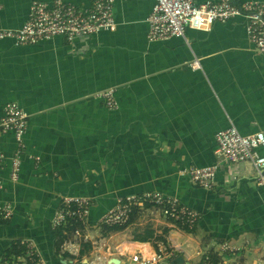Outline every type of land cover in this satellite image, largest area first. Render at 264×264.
Instances as JSON below:
<instances>
[{"label":"crops","instance_id":"obj_1","mask_svg":"<svg viewBox=\"0 0 264 264\" xmlns=\"http://www.w3.org/2000/svg\"><path fill=\"white\" fill-rule=\"evenodd\" d=\"M32 1L54 0H0V30L19 28ZM61 1L87 9L93 0ZM152 4L114 0L115 30L72 46L61 37L25 47L0 41V116L10 102L27 115L16 182L9 180L13 136L0 135V205L11 204L9 219H0V264L9 250H19L18 241L31 243L42 264H84L86 256L78 258L82 240L62 246L73 260L53 252L50 222L66 197L90 200L83 243L102 237L112 252L127 253L174 248L186 264L208 257L205 251L217 264H264V188L252 165H220L210 189L178 175L215 163L218 132L264 129V51L249 42L241 18L148 42ZM106 89L114 91V111L94 98ZM260 153L264 157V149ZM155 192L198 215L189 236L156 218L152 208L139 211L121 232L100 234L99 220L117 200ZM149 234L150 242L135 241ZM222 247L239 251L226 256Z\"/></svg>","mask_w":264,"mask_h":264},{"label":"built area","instance_id":"obj_2","mask_svg":"<svg viewBox=\"0 0 264 264\" xmlns=\"http://www.w3.org/2000/svg\"><path fill=\"white\" fill-rule=\"evenodd\" d=\"M114 0H93L87 9H79L61 0H54L50 5L32 1L28 7L24 23L14 30H0V41L10 40L13 46L25 47L38 42L49 41L61 37L69 46L74 40L84 41L92 35L102 32H113L116 28L112 18ZM234 18L244 21V30L249 42L259 51H264V2L235 3L233 0H219L196 5L194 0H153L152 7L146 18L148 42L163 41L171 38H182L186 28L206 31L214 23H225ZM191 68H197L193 61ZM109 110H116L113 89H106L94 95ZM27 128V115L17 104L6 103L0 116V135L10 132L13 136L15 149L9 158V180L16 182L24 151L23 136ZM215 163L211 166L182 170L180 176L188 177L192 184L203 189H210L215 184L216 168L220 165L247 162L252 165L256 174V184L264 188V129L251 135H239L232 127L220 131L215 136ZM2 155L0 153V160ZM61 207L55 212L50 226L52 229L67 225L84 224L90 206L86 198H63ZM152 208L156 218L167 222L176 233L189 236L198 219V215L185 209L175 197H167L160 193H143L116 201L99 220L100 227H122L126 225L134 210ZM11 215V205L5 202L0 205V219L6 221ZM73 241L64 244L72 246L78 240L88 242L85 235L74 231ZM264 243V231L261 235ZM76 244V245H77ZM91 251L86 255L87 264H107L110 259L118 264H162L175 259L176 250L168 248L164 251L147 252L137 250L133 253L116 249L112 252L106 241L99 237L91 241ZM12 257H4L1 264H42L39 253L31 243L20 241ZM221 252L232 254L239 250L222 247ZM68 252V251H67ZM71 253V252H68ZM112 254H116L112 256ZM195 256H199L195 253ZM202 257V256H200ZM182 264H186L184 261ZM200 264H212L208 257L203 256Z\"/></svg>","mask_w":264,"mask_h":264},{"label":"trees","instance_id":"obj_3","mask_svg":"<svg viewBox=\"0 0 264 264\" xmlns=\"http://www.w3.org/2000/svg\"><path fill=\"white\" fill-rule=\"evenodd\" d=\"M138 215L139 214H138L137 210H134L126 225L119 227V228H116V227H111V228L100 227V234L105 235L106 233H109V232H121L129 224L135 222V220H137L139 217ZM83 229H84L83 226H81L79 224L67 225L64 227H59V228L54 229V232H53V252H54V255L56 257H60L63 260H73V258H74L73 256H71L70 254H68L66 252H62V246L65 243V241L67 240V238L70 235H72L75 230H78L81 233V231H83ZM144 233H146V231H144ZM161 234H166V232L162 231ZM153 236H154L153 234H149L148 236H145V237H139V238L135 239V241L150 242L151 240H153V238H154ZM16 250L17 249H14V252ZM8 257H12V256L8 255ZM208 258L212 264H217L216 261L211 258V256H208Z\"/></svg>","mask_w":264,"mask_h":264},{"label":"bare ground","instance_id":"obj_4","mask_svg":"<svg viewBox=\"0 0 264 264\" xmlns=\"http://www.w3.org/2000/svg\"><path fill=\"white\" fill-rule=\"evenodd\" d=\"M156 242H159V241H156ZM129 247H133V248H136V247H139V245H135V244H128ZM144 247V246H142ZM90 249H91V246L89 243H83L81 242L79 244V249H78V258H84L86 255H88L90 253Z\"/></svg>","mask_w":264,"mask_h":264},{"label":"water","instance_id":"obj_5","mask_svg":"<svg viewBox=\"0 0 264 264\" xmlns=\"http://www.w3.org/2000/svg\"><path fill=\"white\" fill-rule=\"evenodd\" d=\"M83 263L86 264V261L84 260ZM107 264H118V261L117 260H114V259H110ZM170 264H182V260H181L180 257H177V258L173 259L170 262Z\"/></svg>","mask_w":264,"mask_h":264},{"label":"rangeland","instance_id":"obj_6","mask_svg":"<svg viewBox=\"0 0 264 264\" xmlns=\"http://www.w3.org/2000/svg\"><path fill=\"white\" fill-rule=\"evenodd\" d=\"M10 205H11V204H10ZM138 216H140V215H138ZM141 218H143V217H141ZM19 242H20V241H18L16 244L18 245ZM34 248H35V247H34ZM35 250H36V249H35ZM219 252H220L221 254H225L226 256H230L229 254H227V252H226V253L221 252L220 249H219ZM8 253L14 254L15 252L9 250ZM205 253L207 254V256H210L206 251H205ZM7 256H8V255H7ZM195 257H199V256H195ZM196 260H197V259H196ZM196 260H195V261H191V262H192V263H196ZM18 264H19V263H18ZM162 264H167V263H166V262H163ZM197 264H200V259H199V261H198Z\"/></svg>","mask_w":264,"mask_h":264}]
</instances>
